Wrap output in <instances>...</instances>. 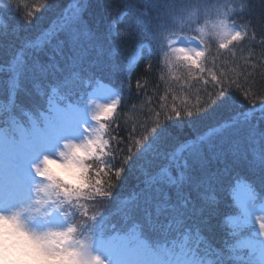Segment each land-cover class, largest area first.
Returning a JSON list of instances; mask_svg holds the SVG:
<instances>
[{
  "label": "trees",
  "instance_id": "16d2710c",
  "mask_svg": "<svg viewBox=\"0 0 264 264\" xmlns=\"http://www.w3.org/2000/svg\"><path fill=\"white\" fill-rule=\"evenodd\" d=\"M8 1L0 129L45 126L52 100L84 104L100 83L120 94L104 147L81 161L83 184L45 172L65 240L89 252L133 229L155 247L188 235L213 264H263L237 248L256 237L239 185L264 201V0ZM185 34L205 48L198 64L172 59Z\"/></svg>",
  "mask_w": 264,
  "mask_h": 264
},
{
  "label": "rangeland",
  "instance_id": "374dc122",
  "mask_svg": "<svg viewBox=\"0 0 264 264\" xmlns=\"http://www.w3.org/2000/svg\"><path fill=\"white\" fill-rule=\"evenodd\" d=\"M8 5V0H0L1 7ZM219 24V30L229 40L233 33L223 23ZM181 27L195 30L198 36L203 31L207 34L204 26ZM174 43L173 60L182 58L198 64L205 53L203 44L197 40L177 38ZM117 103V92L100 86L85 106L63 110L53 104L61 122L57 131L44 133L33 124L29 131L35 128L34 140L30 141L22 125L17 124L18 145L14 144L15 139H8L0 132V264H211L210 258L203 259L197 254L188 237L178 248L167 247L159 252L147 245L138 232L114 235L97 239L90 254L86 246L75 249L65 240L70 231L68 219L50 197L52 183L45 180L44 172L52 173L55 180L64 182L65 177L82 185L83 179L77 177L83 170L79 172L83 167L81 161L104 147L102 120L109 119ZM17 154L29 162L32 174L25 166L16 169ZM7 185L11 186L10 192ZM238 197L249 222L255 224L256 237L242 240L237 249L258 253L264 260V201H259L243 184L239 186Z\"/></svg>",
  "mask_w": 264,
  "mask_h": 264
}]
</instances>
